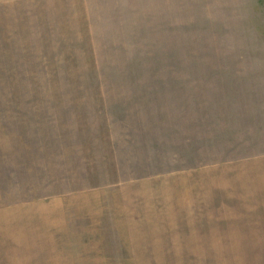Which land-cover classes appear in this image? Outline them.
Here are the masks:
<instances>
[{"label":"rangeland","instance_id":"obj_1","mask_svg":"<svg viewBox=\"0 0 264 264\" xmlns=\"http://www.w3.org/2000/svg\"><path fill=\"white\" fill-rule=\"evenodd\" d=\"M0 264H264V0H0Z\"/></svg>","mask_w":264,"mask_h":264},{"label":"crops","instance_id":"obj_2","mask_svg":"<svg viewBox=\"0 0 264 264\" xmlns=\"http://www.w3.org/2000/svg\"><path fill=\"white\" fill-rule=\"evenodd\" d=\"M176 174H177V178L173 179L174 180L173 183H175L174 191H178V193H179V191H181V187L183 186V184L180 182V180L183 177L182 176L183 174L180 173V172L175 173V175ZM179 174H181V175L179 176ZM176 180H177V182H176ZM155 184H159L158 177L157 178H154V177L141 178V179H137V180H133V181L129 182V186L130 187H132V186L133 187H138L139 185H144L145 187H147L148 185H155ZM208 186L210 187V188H208V191H227L224 187L220 186L218 183H214L213 184V183H211V181L209 182ZM152 190L158 191L156 189H152ZM229 190H231V188ZM81 191H91L92 194L94 195L95 187H93L92 189H89V190L87 189V190H81ZM114 191H116V195L120 196V195H122L120 192L123 191V188L122 187H118ZM204 195H206V194L204 193ZM209 196H211V193H210ZM128 197H130L129 193H128ZM124 202L125 203L127 202L128 204H130V199H128V201L125 200ZM88 207H90V211L88 210V212L94 214L95 213V207L93 205L92 206H88ZM191 217L194 218L193 215ZM206 226L209 227L208 225H206Z\"/></svg>","mask_w":264,"mask_h":264}]
</instances>
